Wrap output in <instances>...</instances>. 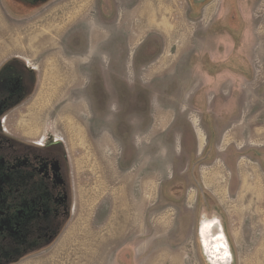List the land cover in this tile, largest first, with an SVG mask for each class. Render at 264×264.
<instances>
[{
  "label": "rangeland",
  "instance_id": "1",
  "mask_svg": "<svg viewBox=\"0 0 264 264\" xmlns=\"http://www.w3.org/2000/svg\"><path fill=\"white\" fill-rule=\"evenodd\" d=\"M4 1L38 76L5 126L63 145L73 190L14 264H264V0Z\"/></svg>",
  "mask_w": 264,
  "mask_h": 264
},
{
  "label": "flooded vegetation",
  "instance_id": "2",
  "mask_svg": "<svg viewBox=\"0 0 264 264\" xmlns=\"http://www.w3.org/2000/svg\"><path fill=\"white\" fill-rule=\"evenodd\" d=\"M34 70L24 56L8 58L0 66V264H14L49 246L72 214L65 147L25 139L5 126L4 116L37 87Z\"/></svg>",
  "mask_w": 264,
  "mask_h": 264
},
{
  "label": "crops",
  "instance_id": "3",
  "mask_svg": "<svg viewBox=\"0 0 264 264\" xmlns=\"http://www.w3.org/2000/svg\"><path fill=\"white\" fill-rule=\"evenodd\" d=\"M19 3L20 0H17ZM8 7L7 4L4 0H0V31H8L10 27L11 20L9 19L8 16ZM5 40L0 41V66L1 64L6 61L8 58L11 57H17V56H22L19 55L14 51V48L9 44L8 39L3 36ZM13 52V53H12Z\"/></svg>",
  "mask_w": 264,
  "mask_h": 264
},
{
  "label": "bare ground",
  "instance_id": "4",
  "mask_svg": "<svg viewBox=\"0 0 264 264\" xmlns=\"http://www.w3.org/2000/svg\"><path fill=\"white\" fill-rule=\"evenodd\" d=\"M218 223L221 224V222H218ZM215 226H218V224L216 223ZM225 244L227 245V248H225V247H223V248L222 247H219V253L217 252L216 256H218L219 258L224 259L225 262H227L226 264H228V263L231 262V250L229 249L228 244H227L226 241H225ZM214 247L215 246L212 245V249L213 250H214Z\"/></svg>",
  "mask_w": 264,
  "mask_h": 264
}]
</instances>
